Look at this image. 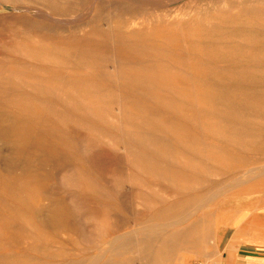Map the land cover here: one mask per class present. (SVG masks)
Listing matches in <instances>:
<instances>
[{
	"label": "rangeland",
	"instance_id": "rangeland-1",
	"mask_svg": "<svg viewBox=\"0 0 264 264\" xmlns=\"http://www.w3.org/2000/svg\"><path fill=\"white\" fill-rule=\"evenodd\" d=\"M233 234L264 247V0H0V264Z\"/></svg>",
	"mask_w": 264,
	"mask_h": 264
},
{
	"label": "crops",
	"instance_id": "crops-1",
	"mask_svg": "<svg viewBox=\"0 0 264 264\" xmlns=\"http://www.w3.org/2000/svg\"><path fill=\"white\" fill-rule=\"evenodd\" d=\"M239 234L242 232L238 230ZM215 264H264V247L240 236L231 235Z\"/></svg>",
	"mask_w": 264,
	"mask_h": 264
},
{
	"label": "bare ground",
	"instance_id": "bare-ground-1",
	"mask_svg": "<svg viewBox=\"0 0 264 264\" xmlns=\"http://www.w3.org/2000/svg\"><path fill=\"white\" fill-rule=\"evenodd\" d=\"M238 186H239V184H238ZM229 187H231V185ZM193 218H194V216L192 214H189V215H185L184 217H176V218L172 219L171 221H167V222H163V223L162 222H158V223L156 222L155 224H151V225H148L146 227L151 228L153 230H156L158 228H162L164 226L176 228L179 224H183V223H187V222L192 221ZM143 230H145V229H143ZM200 253H201V255L205 256L209 260H213L214 262L217 263L218 259H214V258L211 259L208 255L206 248H203V246H202V249L200 250Z\"/></svg>",
	"mask_w": 264,
	"mask_h": 264
},
{
	"label": "built area",
	"instance_id": "built-area-1",
	"mask_svg": "<svg viewBox=\"0 0 264 264\" xmlns=\"http://www.w3.org/2000/svg\"><path fill=\"white\" fill-rule=\"evenodd\" d=\"M191 264H213V263L206 261V260H197Z\"/></svg>",
	"mask_w": 264,
	"mask_h": 264
}]
</instances>
